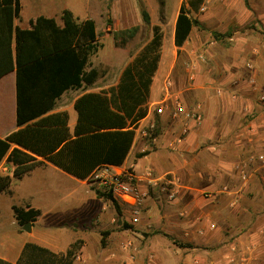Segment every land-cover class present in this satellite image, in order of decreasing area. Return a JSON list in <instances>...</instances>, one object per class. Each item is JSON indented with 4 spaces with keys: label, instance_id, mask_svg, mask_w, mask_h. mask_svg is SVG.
<instances>
[{
    "label": "rangeland",
    "instance_id": "1",
    "mask_svg": "<svg viewBox=\"0 0 264 264\" xmlns=\"http://www.w3.org/2000/svg\"><path fill=\"white\" fill-rule=\"evenodd\" d=\"M72 1L76 8L67 0H21V25L43 13L45 8L52 9V5L59 9L70 8L81 19H93L99 41L103 44V48L91 57L92 67L100 74L92 89H98L118 83L124 68L152 39L153 27L162 18L166 19L165 13L171 15L181 0ZM204 6L207 9L202 12ZM143 10L150 17L149 23L143 18ZM194 16L202 27L196 28V33L178 58L181 73L176 82H181L187 96L197 104L203 91L218 98L228 93L232 100L246 104L251 99L258 107L257 114L253 115L257 124L254 128L249 127L247 134L264 136V0H212L209 3L204 0ZM133 28H138L134 38L127 40L123 46L121 37L120 45H117L114 35ZM166 35L164 49L168 52L175 48L173 27ZM252 56L262 58L259 57L257 62ZM170 78L173 83L172 75ZM248 116H245L246 119ZM250 118L252 120V115ZM252 129L255 131L252 132ZM258 145L251 152L254 156L260 154L262 145L264 148V143L260 147ZM260 168L256 162L257 171L254 174L260 176L259 181H255L257 189L248 191L246 198L242 199L245 208L239 213L223 212L225 208H222L218 218L206 216L209 214L206 211L212 206L201 204L206 202L203 197L207 199L208 196L200 191L193 195L199 209L191 212L186 207L189 200L181 198V190H174L176 197L170 200L167 191L161 187L156 194L153 192L157 188L149 190L148 196L141 201L137 224L132 223L133 208L117 200L121 207L119 214L112 202L98 195V192L104 191L93 178L79 185L65 177L47 176L49 187L57 191L53 202L58 203L60 210H71L72 216L76 217L73 222L56 225H60V230L75 232L76 236L84 233L92 251L97 252L99 257L106 254L111 264H237L239 261L240 264H251L252 260H257L255 256L251 258L250 248L258 245L264 250L261 240L264 238V172ZM168 177L173 180V175ZM20 181H15L18 184L14 197L17 203H23L25 196L33 193L35 188L28 179ZM229 201H225L226 207ZM7 202L8 199H4L0 205L1 213L5 215L9 214ZM249 207L251 210H248ZM253 211H258L261 217L256 218ZM72 216L64 214L63 220ZM105 232L109 235L103 246ZM127 241L133 243L129 254L121 249ZM180 244L192 247L182 248ZM242 252H247L246 258L241 256ZM261 256L264 264V252Z\"/></svg>",
    "mask_w": 264,
    "mask_h": 264
},
{
    "label": "crops",
    "instance_id": "2",
    "mask_svg": "<svg viewBox=\"0 0 264 264\" xmlns=\"http://www.w3.org/2000/svg\"><path fill=\"white\" fill-rule=\"evenodd\" d=\"M67 1L76 8L75 2L72 0ZM183 3L190 10V16L195 18L196 11L190 8L188 0H181L177 9H174L171 15L165 13L166 19L162 18L156 24V26L161 27L164 33V40L167 36L166 32L172 27L175 38L174 29H176L179 9ZM66 9L72 11L70 8L59 9L52 5V9L50 7L45 8L43 13L31 17L26 24L21 25L22 7L20 17L15 19L14 26L23 30L32 29L31 20L36 21L40 17L55 19L58 25L63 26L61 16ZM74 17L80 22L91 19L90 17L81 19L75 14ZM195 33L196 27L193 28L186 44ZM15 47L16 43L14 40V56ZM184 47L181 49V53ZM0 50L1 53L7 56L5 43H3ZM180 55H178L176 46L172 51L166 52L163 41L160 66L151 87L148 115L138 124L134 145L126 162L120 168H133L140 177H145L149 173L155 178L166 177L168 182H170L166 185V195L169 196L174 190H181V198L184 197L189 200L186 207L190 208L191 212L199 209L197 200L193 198V195L200 191L205 192L208 196L207 199L203 197L206 202L201 204L206 203L205 205L212 206L211 210L209 209L210 211H206L209 213L206 216H217L222 211V208H225L223 212L239 213L245 208L242 199L246 198L248 191L257 189L256 185L258 183L256 182L259 181L258 177L260 176L254 174L257 171H255V163L258 156L264 153L263 145L261 146L264 143V136L256 135L254 137L247 134V129L249 127L254 128L257 124L256 119H253V115L255 116L258 111L257 104L252 102L251 99L247 100L249 101L247 104L242 101L232 100L228 93L223 98L209 96L203 90H201L203 92L200 94L201 99H198V104L193 103L194 101L187 96V91L181 86V82H176L181 73L178 65ZM259 57L262 58V56H252L257 62L260 61ZM257 66L258 71H260V66ZM171 75L174 86H172L173 88L170 91L172 96H168L164 80ZM109 87L111 86L98 89L90 87L88 89L70 90L57 101L55 112L67 111L69 113V126L73 131L78 121V114L75 110L77 99L85 93L99 92ZM175 97L182 102L186 112L196 106H200L202 121L197 122L192 118L187 119L184 113L176 114L175 106L173 105ZM161 107H165V110L162 114H159L158 109ZM246 115H249L248 120L245 117ZM250 115H252V120ZM185 127L189 128V133L183 142H179ZM16 130H18L16 72L11 71L0 78V139H5ZM251 131L255 130L252 129ZM256 145L262 148L258 156L251 154ZM38 160L42 159L39 158ZM12 168L14 169L15 167L8 164L5 159L0 165V176H12ZM48 174L60 176V178L65 177L79 185H83L86 182L66 174L50 163H46V165L36 168L21 180L28 179V181H32L35 188L33 193L25 196L23 203H17L14 197L18 184L13 181L10 189L0 196V205H2L4 199H8L7 205L9 209L8 215L2 214L0 211V264H56L57 262H54L55 258L50 254L43 253L35 247H30L26 252V246L35 245L48 250L59 258L66 256L67 251L78 240L83 241V245L78 251L73 264H111L112 262L107 258L106 254L103 257H99L100 255L97 252L92 251L88 237L84 233L76 236L75 232L60 230V225H56L73 222L76 217L72 216L71 210L65 211V208L60 210L57 207L58 203L53 202L57 197V191L54 188L51 190L49 187ZM243 174L248 177L245 181L242 179ZM169 175H173V180L169 179ZM252 178L255 180L253 181ZM171 185L174 189H172ZM160 188H157V191L153 193L156 194ZM231 198L233 199L231 200ZM227 199H230V203L227 206L228 209L225 206ZM79 203H82V201ZM14 206L27 211L30 207L41 212V215L34 222H29L31 223L30 232L24 230L26 224L24 226L19 224L13 210ZM80 206L76 209H79ZM248 210H251V207ZM253 213H255L256 218L261 217L258 211H253ZM64 214L72 217L63 220ZM261 240H263L264 244V238ZM263 252L264 250L259 248L258 245L250 248L251 258L255 256L257 260H252L251 264H262L263 258L261 254ZM246 253L242 252L241 256L246 258ZM239 262L237 264H240Z\"/></svg>",
    "mask_w": 264,
    "mask_h": 264
},
{
    "label": "trees",
    "instance_id": "3",
    "mask_svg": "<svg viewBox=\"0 0 264 264\" xmlns=\"http://www.w3.org/2000/svg\"><path fill=\"white\" fill-rule=\"evenodd\" d=\"M203 1L188 0V5L198 11ZM21 9L20 0H0V49L3 43L7 46V56L0 50V78L16 72L18 125V130L0 139V165L6 159L15 167L12 176H0V196L10 189L13 181L22 180L46 163L88 182L102 166H123L134 145L137 126L148 115L151 87L160 66L164 41L161 27L154 26L152 39L124 68L117 84L79 97L75 102L78 121L72 131L69 113L55 110L57 101L66 92L88 89L100 76L91 63V57L103 48L96 23L93 19L80 22L66 9L61 16L63 26L55 19L40 17L31 20L32 29L23 30L14 26ZM143 18L150 22L145 10ZM194 27L201 28L202 24L190 16L183 3L174 38L178 55ZM137 32L138 28L124 30L115 34L114 40L120 45L122 37L124 46ZM98 195L112 202L121 214L120 204L112 194L98 192ZM28 209L13 207L21 226L41 215L39 210ZM108 235L109 232L104 233L103 246ZM82 245L83 241H77L66 256L59 258L35 245H27L26 252L35 247L53 256L56 264H73ZM180 247L192 246L180 244Z\"/></svg>",
    "mask_w": 264,
    "mask_h": 264
},
{
    "label": "built area",
    "instance_id": "4",
    "mask_svg": "<svg viewBox=\"0 0 264 264\" xmlns=\"http://www.w3.org/2000/svg\"><path fill=\"white\" fill-rule=\"evenodd\" d=\"M212 0H206L207 3ZM207 9L206 6L202 7L201 11L205 12ZM172 80L168 77L165 81V88L167 90L168 96L171 95ZM264 101V96L262 97ZM176 114H185L187 119H194L197 122H201L203 117L200 114V106H196L190 111L186 112L184 107L179 100L175 97L174 104ZM165 110V107L158 109V113L162 114ZM189 133V128L185 127L180 138L179 142H183ZM257 162L260 164L262 171L264 172V153L258 156ZM96 182L102 187L103 191L110 193L113 197L124 204L133 208L132 214V223L137 224L140 221L139 206L141 201L148 196V192L151 189H156L162 187L164 191H167L166 185H168V179L164 178H155L151 173L147 174L145 177H140L133 168H120L105 165L98 168L93 177ZM242 179L245 181L248 179L247 175L243 174ZM142 187L145 189L142 190ZM176 197V193L173 191L169 194V199L173 200ZM133 243L131 241L125 242L121 249L129 254V251L132 249ZM235 250V249H234ZM130 258H133V255H130ZM232 261H235L232 259Z\"/></svg>",
    "mask_w": 264,
    "mask_h": 264
},
{
    "label": "water",
    "instance_id": "5",
    "mask_svg": "<svg viewBox=\"0 0 264 264\" xmlns=\"http://www.w3.org/2000/svg\"><path fill=\"white\" fill-rule=\"evenodd\" d=\"M24 230L26 232H30L31 231V223H27L25 226H24Z\"/></svg>",
    "mask_w": 264,
    "mask_h": 264
}]
</instances>
